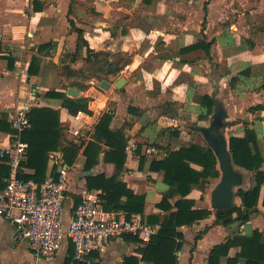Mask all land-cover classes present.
<instances>
[{
    "label": "crops",
    "instance_id": "1",
    "mask_svg": "<svg viewBox=\"0 0 264 264\" xmlns=\"http://www.w3.org/2000/svg\"><path fill=\"white\" fill-rule=\"evenodd\" d=\"M263 6L264 0H0V147L10 143L14 132L10 119L16 108L29 104L30 109L59 110L64 140L82 145L67 169L68 217L76 198L80 200V189L86 188L87 175L114 174V165L104 162L102 156L90 172L84 171L83 150L107 112L113 115L111 128L121 130L128 140L125 167L118 179L145 197L144 213L134 214L144 220L156 213L155 205L169 189L162 174L150 170L151 162L195 143L192 135L199 133L188 132L191 124L202 125L209 119L201 118L205 110L197 102L200 96L216 92L215 98L235 122L224 131L227 141L230 137L242 138L247 128L253 129L264 160V108L249 110L264 106L259 101L264 91L259 90L264 80V45L252 38L253 30L264 28L257 25ZM199 43H211L208 52L201 47L185 51ZM45 44L49 46L38 52V47ZM237 47L243 50L234 51ZM88 49L104 55L88 62ZM33 57L39 59V73L29 76L27 69ZM8 58L12 59V69ZM99 61L105 72L100 70ZM248 68L250 76L243 77L248 85L239 82L232 88L230 79ZM121 80V86L115 87ZM102 81L110 84L108 89L101 87ZM68 89L78 91V96L68 95ZM48 91L86 98L88 111L71 115L60 99L45 96ZM253 99L256 102L250 103ZM170 101L179 105L174 116L161 113ZM257 112L259 118L255 117ZM174 127H180L181 135H172ZM149 149L153 150L151 154ZM53 153L60 154L57 162L61 163V152ZM0 165L8 166L1 160ZM191 166L200 170L198 165ZM54 167L49 158L46 176L55 172ZM235 168L243 173L244 190L254 186L255 172ZM1 181L5 183V178ZM215 185L207 191L209 198ZM91 191L104 195L101 190ZM263 196L264 183L256 211L247 221L222 226L214 224L212 214L192 226L181 227L178 264H207L214 246L233 236L250 237L254 231L262 234L264 245ZM187 198L195 201V208L210 210L206 207L208 195L200 190L193 189ZM237 198V206H241ZM14 234V226L0 217V264H65L70 241H65L52 257L36 258L27 245L15 241ZM132 237L124 235L109 241L103 251L90 254L87 264H123L125 257L140 258L137 249L146 243ZM240 251V247H232L221 264L236 259ZM245 263L239 258L236 264Z\"/></svg>",
    "mask_w": 264,
    "mask_h": 264
},
{
    "label": "trees",
    "instance_id": "2",
    "mask_svg": "<svg viewBox=\"0 0 264 264\" xmlns=\"http://www.w3.org/2000/svg\"><path fill=\"white\" fill-rule=\"evenodd\" d=\"M79 36H81L80 31ZM211 43H199L185 49V51L201 47L208 52ZM248 44L254 45L251 40H248ZM48 46L47 44L39 46L38 52ZM241 50H243L242 47H237L234 51L239 52ZM88 51L87 60L91 63L94 62L91 59L92 57L97 58L104 55V53H92L89 49ZM11 61L12 59L8 58L10 69H12ZM107 63L108 60H105L104 64L107 65ZM97 64L102 72L106 71L104 64L101 65L100 61ZM110 72L112 71L109 69ZM27 73L29 76L39 73V59L37 57L32 58ZM249 76L250 69L248 68L241 71L239 75L232 77L229 84L232 88L236 87L239 82L248 85L243 77ZM259 90H264V80ZM45 96L60 99L62 107L71 115L76 114L78 111H88V99L86 98H69L64 93L56 91H48ZM197 102L205 110V114L201 118L207 120L213 113V99L210 95H203L197 99ZM178 108L177 103L170 101L163 105L161 113L174 116ZM263 108V105H257L249 110L255 111ZM28 117L31 127L22 133V140L28 144V148L26 159L21 165L18 177L24 181L30 179L40 183L46 177L51 152L60 151L62 154L61 161L70 167L75 162L82 145L64 140L59 110L49 107H35L29 110ZM112 119L113 115L110 112L101 116L95 127L92 140L86 144L83 150V155L86 158L85 172H90L102 156L104 162L114 165V174L110 177L102 173L89 174L85 177V186L90 191L101 190L103 192L104 195H101V198L104 210L110 212L122 211L125 217L129 219L134 214L144 213L145 197L135 194L125 183L118 179V175L125 167V148L128 140L121 130L111 128ZM182 132L180 127L172 129V135L174 136H179ZM188 132L192 133V131ZM228 149L235 166L249 172H255L254 186L247 190L240 189L243 197L241 206L234 203V206L228 209L213 211L198 209L195 208V201L187 198L195 188L204 194L211 180H217L220 177L216 156L208 145L196 142L190 143L187 146H181L177 150L169 151L160 160L151 162L150 170L161 173L163 183L169 189L163 195L162 200L155 205L154 210H157L156 213L147 216V220H145L149 225L157 226L156 233L151 236L143 247L137 249V252L141 255L140 258L136 256L125 257L123 264H178L177 252L182 247L181 240L183 239V234L179 231L181 227L192 226L212 214L215 216L214 224L222 226H228L235 221L248 220L249 216L256 211L260 188L264 183V171L261 170L264 160L259 150L255 131L247 128L244 137H230L228 139ZM191 164L198 165L200 170L194 169ZM57 169L58 164H55L54 174H56ZM9 172V166L0 165V189L5 186V183H2L1 180L6 179ZM78 202L79 199L76 198L75 204ZM262 205L264 207V196ZM232 247H240L241 251L233 261L228 259V264H236L239 258L245 259V264H264V245L262 234L258 231H254L250 237L233 236L214 246L208 256L207 264H221V259L228 255ZM73 255L74 249L70 244L69 255L65 260V264H87L86 261H74Z\"/></svg>",
    "mask_w": 264,
    "mask_h": 264
},
{
    "label": "built area",
    "instance_id": "3",
    "mask_svg": "<svg viewBox=\"0 0 264 264\" xmlns=\"http://www.w3.org/2000/svg\"><path fill=\"white\" fill-rule=\"evenodd\" d=\"M29 110V104L14 110L10 143L0 147V160L10 168L5 187L0 191V217L14 226L15 241L27 245L36 258L52 257L65 241H70L73 260L79 262L87 261L92 252L103 251L109 241L124 235L147 243L157 227L149 225L140 215L127 219L124 214L104 210L99 194L87 188L80 189V200L72 206L66 220L68 166L57 162L59 153L49 155L52 163L58 164L56 174H48L40 183L18 177L28 148L22 133L31 127Z\"/></svg>",
    "mask_w": 264,
    "mask_h": 264
},
{
    "label": "water",
    "instance_id": "4",
    "mask_svg": "<svg viewBox=\"0 0 264 264\" xmlns=\"http://www.w3.org/2000/svg\"><path fill=\"white\" fill-rule=\"evenodd\" d=\"M123 80L114 86L119 88ZM110 86L106 81H102L101 87L108 89ZM217 90L216 85H213ZM68 95L78 96V91L68 89ZM216 92L211 97L214 102L213 114L207 125H193L190 130L201 134L205 143L216 156L220 177L218 183L210 193V206L212 210L228 209L234 206V198L243 200L241 188L244 182L243 173L235 168L231 154L228 149V141L225 137V129L232 127L235 122L229 120V115L224 105L216 98Z\"/></svg>",
    "mask_w": 264,
    "mask_h": 264
},
{
    "label": "rangeland",
    "instance_id": "5",
    "mask_svg": "<svg viewBox=\"0 0 264 264\" xmlns=\"http://www.w3.org/2000/svg\"><path fill=\"white\" fill-rule=\"evenodd\" d=\"M261 14H259L258 15V24L257 25H264V6L262 7V10H261V12H260ZM260 23V24H259ZM257 28V27H256ZM255 28V29H256ZM253 33H252V38H253V40L254 41H256V42H258L259 44L261 43L262 45H264V28H262V29H260L259 30V28L258 29H256V30H253L252 31ZM61 71L62 72H64V70L63 69H61ZM62 72H61V75H62ZM92 73V71H90L89 70V74H91ZM80 77V76H79ZM220 80L221 79H219V82H220ZM262 80V79H261ZM263 81V80H262ZM228 86V85H227ZM226 89L228 90V88L226 87ZM208 90L210 91L211 90V88H209L208 87ZM227 93V92H226ZM222 99H224V96H223V98ZM259 101H261V103H264V91H263V93H261L260 94V99H259ZM256 102V100L255 99H253V100H251L250 101V103H255ZM110 108H112V107H110ZM213 114V113H212ZM259 114H260V112H257V114L255 113V117H258L259 118ZM210 118H211V116L209 117V119L205 122L204 121V123L202 124V125H207L208 123H209V121H210ZM229 119H230V117H229ZM231 120V119H230ZM232 121V120H231ZM191 125H195V124H191ZM228 129V128H227ZM188 130V129H187ZM225 131H226V129H225ZM187 134H188V132H187ZM192 137H193V140L195 141V142H197V143H200V144H202V145H205L206 143H205V141H204V139L202 138V136L199 134V135H192ZM192 141V140H191ZM207 145V144H206ZM218 181H219V179H217L216 181L215 180H211V183L209 184V186H207V188H206V191H205V193H204V195L206 194V195H208V204H206V207H208V208H210V211H213L212 209H211V207H210V198H209V194H207V191H209V189H211L210 187H212V184H213V186L215 185V184H217L218 183ZM244 183H245V181H244ZM244 183H243V185H242V187L240 188V189H245L244 187ZM203 195V194H202ZM201 198H203V196H201ZM237 201H238V198L237 197H235L234 198V203L237 205ZM67 216V218H66V220L68 219V215H66ZM31 258L33 259V261L35 260L32 256H31Z\"/></svg>",
    "mask_w": 264,
    "mask_h": 264
}]
</instances>
